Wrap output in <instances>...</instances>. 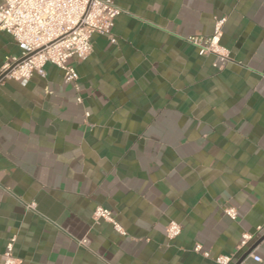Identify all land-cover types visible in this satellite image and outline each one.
<instances>
[{"label": "crops", "instance_id": "0c3cea01", "mask_svg": "<svg viewBox=\"0 0 264 264\" xmlns=\"http://www.w3.org/2000/svg\"><path fill=\"white\" fill-rule=\"evenodd\" d=\"M112 1L75 85L0 80V264L12 238L18 264H264V0ZM221 18L223 65L188 41ZM20 53L0 32V70Z\"/></svg>", "mask_w": 264, "mask_h": 264}, {"label": "built area", "instance_id": "2783aa9c", "mask_svg": "<svg viewBox=\"0 0 264 264\" xmlns=\"http://www.w3.org/2000/svg\"><path fill=\"white\" fill-rule=\"evenodd\" d=\"M120 12L112 0H0V32L9 34L21 50L18 57L6 60L0 70V80L26 81L34 74L44 78L45 66L51 64L63 72L66 83L75 85L78 75L68 60L83 61L89 56L93 34L105 36L115 43L111 29ZM224 22L225 18L215 21L210 37L188 38L199 56L213 55L221 65L229 61L228 51L219 44ZM76 101L80 103L81 98ZM223 213L231 220L236 219L234 207H225ZM93 220L108 222L115 232L125 235L111 212L104 207L95 208ZM180 230L178 223L170 221L166 238H176ZM250 239L251 235L244 233L238 249ZM13 243L12 238L6 245L1 264H18L13 256ZM80 244L86 245L87 240H81ZM194 251H201V246L196 245ZM203 255L208 257L206 252ZM251 257L257 263L261 261L258 256ZM232 259L233 255H219L213 261L215 264H231Z\"/></svg>", "mask_w": 264, "mask_h": 264}, {"label": "water", "instance_id": "95a60500", "mask_svg": "<svg viewBox=\"0 0 264 264\" xmlns=\"http://www.w3.org/2000/svg\"><path fill=\"white\" fill-rule=\"evenodd\" d=\"M1 79V78H0Z\"/></svg>", "mask_w": 264, "mask_h": 264}]
</instances>
